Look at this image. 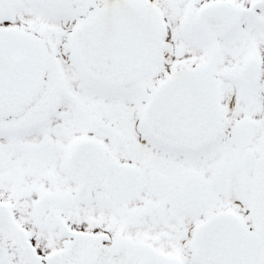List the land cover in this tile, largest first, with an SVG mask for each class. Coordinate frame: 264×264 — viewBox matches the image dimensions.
<instances>
[{
    "label": "snow or ice",
    "instance_id": "snow-or-ice-1",
    "mask_svg": "<svg viewBox=\"0 0 264 264\" xmlns=\"http://www.w3.org/2000/svg\"><path fill=\"white\" fill-rule=\"evenodd\" d=\"M0 264H264V0H0Z\"/></svg>",
    "mask_w": 264,
    "mask_h": 264
}]
</instances>
